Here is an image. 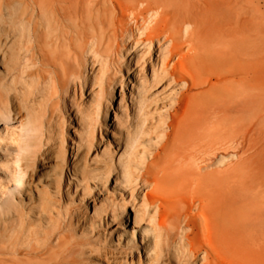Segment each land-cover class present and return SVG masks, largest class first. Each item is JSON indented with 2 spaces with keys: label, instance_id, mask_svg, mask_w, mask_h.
Returning <instances> with one entry per match:
<instances>
[{
  "label": "bare ground",
  "instance_id": "6f19581e",
  "mask_svg": "<svg viewBox=\"0 0 264 264\" xmlns=\"http://www.w3.org/2000/svg\"><path fill=\"white\" fill-rule=\"evenodd\" d=\"M126 34L134 39L129 46H135L134 60L139 52L159 51L160 68L142 86L139 111L120 123L119 159L109 162L104 155L98 160L101 165L88 163L85 154L98 143L91 122H86L76 143L77 159L67 163L70 192H65L67 169L60 164L55 170L61 179H52L49 191L34 189L30 208L15 201L13 190L2 203L0 264H84L75 254L90 242L70 240L65 223L71 213L60 211L62 204L53 206L70 195L87 199L91 180L111 177L130 189L127 201L135 209V226L143 221L144 234L159 237L154 243L149 240L152 257H160L159 249L166 251V237L179 235L177 242L192 264H264V230H233V216H238L233 212V165L216 163L222 152L238 148L244 163L258 164L249 181L264 192V55L233 57V0H0V66L5 69L0 76V125H5L0 128V150L5 154L0 155V199L9 182L28 197L33 168L50 159L45 129L49 118L62 103L73 109L72 94L92 88L97 79H82L85 58L93 69L97 58L118 49V38L125 42ZM142 44H149L150 50L141 49ZM89 48L101 57L92 54L93 60ZM161 83L166 86L165 92L158 91L161 100L168 87L180 86V91L168 114L154 119L152 112L148 117L149 111H142L151 107L149 88ZM41 104L42 117L37 114ZM20 105L28 112L27 121L16 120ZM12 122L20 125L10 126ZM164 126V136L140 167L139 141ZM11 127H24L23 144ZM18 149L24 152L21 157ZM63 157L59 152L54 159ZM111 198L107 207L103 202L95 211L105 217L121 211L123 204ZM25 209L36 218L28 221ZM57 209L60 220L53 218Z\"/></svg>",
  "mask_w": 264,
  "mask_h": 264
},
{
  "label": "rangeland",
  "instance_id": "374dc122",
  "mask_svg": "<svg viewBox=\"0 0 264 264\" xmlns=\"http://www.w3.org/2000/svg\"><path fill=\"white\" fill-rule=\"evenodd\" d=\"M16 5H13L14 10L15 7L17 8ZM124 38L125 42H122L121 38H118V49H113L110 52V56L104 55V57H101L100 55L94 53L93 50L91 51L92 48H89L91 52L88 51V55L90 57H93L94 55L95 58L97 57V55L98 57L100 56L101 62L100 60L97 61V58L93 67L94 71H92L93 69L92 65H90V61L85 58L84 65L87 69L83 71L82 79L92 78V80L94 81L95 77L97 76L98 80L96 79L97 81H94L92 85L93 87L91 86L92 88L88 89L87 87L86 89L77 92L75 94L76 96L72 94V97H75L73 98L75 102L73 109H66V105L62 103V107L56 109L53 114L54 116L49 118L45 129H49V133L48 131H46V141L49 142L47 144L48 153H46V155H48L50 159H43V161H41L42 163L40 162L38 166L36 165L33 168L35 169V171L33 170L34 173L31 177L32 189L30 188L27 191V196L29 198L20 195L18 193V189H15L16 187L14 186V184L9 182L8 185V180H5L4 183L8 185L9 190L0 199V207L5 200L11 198V190H13L18 195L19 199L17 198L15 201L17 203H20L21 201V203L27 208H30L32 206V204L30 205V198L34 197L36 193L34 192V189L37 192L44 191L43 188H45L46 191H49V182L52 179H61L60 174H57L55 169H60L61 167H65V169H67L68 162L73 165L76 161L77 156L75 157V153L77 151L76 149L78 145H76V143H78L80 137H82L81 135L84 133L83 127L87 125V123L89 124L88 121L91 122V124L89 125L90 130L93 131L92 136H94L95 141L98 143V147H95L93 150L88 151L89 154L88 152L85 154L88 163L92 164V166L101 165L99 161L104 159L102 158L104 155L106 156V160H108L109 162H112L117 158L119 159V143L121 138L123 137L122 134H120V123L129 120L130 118H132L134 113L139 111L136 109H139L141 105L138 101L140 99V95H142V86L146 84V81L149 80L150 77L152 78L156 76V69L159 70L160 68V64L158 63V58L160 56L159 51L153 50L152 54L139 52L136 58L138 59L139 63H135L136 59L134 60V51L136 49H134L135 46H132L134 44L132 40L134 41V39L131 40L132 37H130L128 34H126ZM131 42L132 45L131 47H129ZM149 46V44H142L140 48L143 50H147L148 52L150 50ZM262 54L264 55V0H233V57L237 58L238 55V58L244 59L261 56ZM92 59L94 60V57ZM127 62L128 64H126ZM101 63L104 64L102 65ZM131 64L133 66H131ZM4 70L5 69L0 66V76L4 74ZM104 71H106L105 74ZM163 83L159 84L156 88H149L147 96L150 101L149 103H151V107L146 108L147 110L142 111V113L145 111H149L148 117L153 116L154 119H156L157 117L162 118L164 117V115L166 116L172 104L176 102L178 92L180 91V86H178V88L176 87V90H171L170 87L166 88L168 89V92L163 94L162 97L165 98L161 100V95L160 98L158 97V95L159 92L166 87H164L166 83ZM161 85H163L162 88H160ZM163 91L165 92V90ZM111 94H113L112 100ZM155 96H157L158 98ZM67 98L68 101H70V94H68ZM156 100L159 103L158 105H156ZM42 105L43 104H41V106ZM19 108L21 111H18L19 114L17 116V110ZM39 108H37V112L43 110L45 108V105H43L42 108L39 105ZM81 108L83 109V111ZM18 109L15 111L16 120L23 119L25 121L27 119L28 113L26 108H23V105H20ZM24 111H26V113ZM39 112L37 114L42 117V113ZM151 112L153 113L152 116L150 115ZM56 113L58 116H56ZM3 125L1 124L0 128H4L5 125ZM14 125L18 126L20 124L19 122H12L10 126L14 127ZM164 129L166 130L165 126L161 128L162 131L154 132V134H146V136H143L144 140L141 139L139 141L140 144L138 143V153L140 154H138V160L141 162L143 161L140 164V167L144 165V161L146 160V157L150 155L151 150L159 144L160 137L164 136L162 135L165 133ZM11 130L14 131L15 128L11 127ZM15 131H18V133L21 135V143L23 144V135L25 134L24 127L16 129ZM49 136H51V139L49 138ZM60 137H65V139L63 138L61 140ZM62 145L64 148L62 147ZM52 147L55 150H58L55 152ZM53 150L55 153L52 152ZM58 151L64 157L61 159H54L59 153ZM81 151H83V147L80 148L79 152ZM110 151L113 152V154L110 153ZM63 152H65V154ZM16 153L17 157H21L24 152L18 149ZM0 155L4 156L5 154L0 150ZM107 155H112L113 157L110 158L107 157ZM9 156V158H11V156L13 155L10 154ZM238 156L240 157V151L238 150V148H235L228 150L227 152H222L219 156V160L217 159L216 161V163L220 167H225L228 164L233 165V187L235 189L233 193V212L236 211V213L238 214V216L236 215L237 217L235 216V218L233 216V230H237V228L238 230H264V192H261V189L263 188H258L256 190L253 188L249 181V176L251 175V173H255L254 169L258 164H254L253 160L244 163L243 158H239ZM54 163H58V165H55ZM60 164H62V166ZM70 169L71 167L69 166L66 176L67 186L65 192L67 193L71 190L69 188V184L71 182ZM136 171L138 172L139 170L137 169ZM0 174H2L1 171ZM89 186V191L90 189L91 191L88 192L89 195L87 199H84L81 196L77 197L76 195H70L63 200L61 199L60 203L59 200L57 202V205L53 206L54 209H56L59 208L62 204L59 208L60 211H68L69 213H71L67 215L68 219L63 217L64 219L68 220H66L65 229L67 230L66 232L69 235L70 240L79 241L88 239V241L90 242L89 244H86L88 246L86 248L84 247V251H78L75 254L76 257L83 260L84 264H152L153 262V264H183L184 261V264H189L190 261H187L189 257L186 256L187 250H184V248L179 245L180 243L177 242L180 240L179 235L174 236V238L172 237L170 239L166 237L167 240L165 243L167 246L165 245V247L167 248L166 251L163 252L161 249L158 250V252L160 253L159 258H156L154 256L155 253L153 251H150V241L154 243L155 240H159V237L157 238L158 240L155 239L154 234H152L153 232L144 234L142 229H146L147 224L143 221L141 223H136L137 226H135V222L133 221L135 216V209L133 206H131V203L127 201L130 200V194L128 193L130 192L129 187H125V185H118L114 177H111L109 181H106L105 179H93L91 180ZM141 191L142 189H140V193H142ZM108 198L115 199L116 203H119L120 205L123 204V206H121L120 208L121 211L119 210L115 212L116 214H111L110 216L105 217L104 214H98V212L95 211V207L97 206V209L100 208V204L103 202V206H105L107 204V200L109 201ZM141 198L142 194L141 196L139 195V199ZM139 199L136 200V203H138ZM139 203H142V201L140 200ZM25 211L26 212L24 213L26 214V219L28 221L34 220V218H36L35 213L31 212L28 209H25ZM57 211L59 212V210L57 209L53 214V218L55 220H57L56 218L60 220V217H58L57 215ZM29 216L32 218H30ZM123 218L124 220H122ZM180 231L182 232L183 230ZM95 246L96 248H98L95 249L97 251L91 250V248L93 249L95 248ZM102 249L103 251H101ZM152 253H154L153 256L155 258L151 256ZM183 256L185 257L183 258Z\"/></svg>",
  "mask_w": 264,
  "mask_h": 264
}]
</instances>
